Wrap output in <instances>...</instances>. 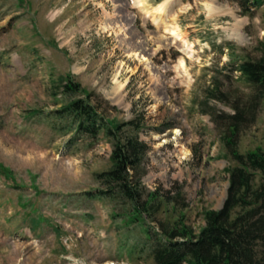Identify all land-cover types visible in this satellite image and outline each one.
I'll return each mask as SVG.
<instances>
[{
  "label": "rangeland",
  "instance_id": "1",
  "mask_svg": "<svg viewBox=\"0 0 264 264\" xmlns=\"http://www.w3.org/2000/svg\"><path fill=\"white\" fill-rule=\"evenodd\" d=\"M163 1L141 0L146 9ZM169 3L161 23L136 0H0V264H154L146 231L155 238L159 224L181 219L199 233L204 212L222 208L236 108L246 114L237 151L264 150V97L232 71L261 57L264 4L244 15L243 0ZM67 76L81 93L57 90ZM83 92L113 123L143 119L142 184L181 192L157 222L134 221L128 202L100 193L111 139L77 135L55 116Z\"/></svg>",
  "mask_w": 264,
  "mask_h": 264
},
{
  "label": "trees",
  "instance_id": "2",
  "mask_svg": "<svg viewBox=\"0 0 264 264\" xmlns=\"http://www.w3.org/2000/svg\"><path fill=\"white\" fill-rule=\"evenodd\" d=\"M243 2H250L247 8L239 5L244 9V15L252 14L253 8L264 4V0ZM262 50L258 60L240 61L232 71L238 72L264 97V43ZM54 86L65 94L81 93L80 85L73 82L71 76L60 78ZM83 95L69 101L55 112V116L72 120L77 135L95 138L103 132L111 139V168L95 176L104 188L100 193L116 195L128 202L134 221L145 217L157 222L155 216L162 204L178 203L181 192L174 197L164 196L156 190L148 191L142 184L149 149L139 138L143 119L135 116L122 123H113L94 103L93 93L83 92ZM110 109L114 110V107L110 106ZM244 116L246 114L236 108L227 120L229 135L224 138L235 164L224 169L229 184L222 208L204 212L205 226L199 233L181 219L173 225L159 224L160 233H154L155 238L146 231L153 240L151 256L154 264H264V182L254 184L255 172L264 177V150L245 154L237 151L234 138Z\"/></svg>",
  "mask_w": 264,
  "mask_h": 264
},
{
  "label": "bare ground",
  "instance_id": "3",
  "mask_svg": "<svg viewBox=\"0 0 264 264\" xmlns=\"http://www.w3.org/2000/svg\"><path fill=\"white\" fill-rule=\"evenodd\" d=\"M171 0H164L160 4H158L155 8L152 9H146L142 6L141 0H136L137 7L140 9L141 12L144 13L146 17L151 18L153 21L158 20L159 22H164V16L168 10V7L170 5ZM167 30V29H166ZM167 32L176 38L180 37L179 30L175 27L169 28ZM179 152L182 156H188V150H186L183 146H179Z\"/></svg>",
  "mask_w": 264,
  "mask_h": 264
}]
</instances>
